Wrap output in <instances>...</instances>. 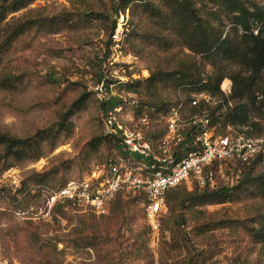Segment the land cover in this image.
Instances as JSON below:
<instances>
[{"label":"rangeland","instance_id":"1","mask_svg":"<svg viewBox=\"0 0 264 264\" xmlns=\"http://www.w3.org/2000/svg\"><path fill=\"white\" fill-rule=\"evenodd\" d=\"M241 1L264 7V0ZM118 4V0H38L8 19L26 14L54 16L66 11L82 21L77 30L55 35L30 32L0 64V77L11 75L21 83L16 89L0 90L3 132L28 138L43 130L59 129L63 116L74 112L56 148L49 142L38 162L0 172V264H264V242L254 237L264 223V197L196 209H175L171 203L166 204L158 232L151 229L145 217V202L133 194H119L108 212L100 216L64 205L48 207V191L56 190L62 183L84 180L115 151L112 144L97 150L90 145L94 137L101 135L106 113L101 107L105 103L92 91L103 70L127 78L128 82L118 89H126L128 95L145 104L154 103L159 96L170 101L178 93L171 87L149 91L144 81L151 70L190 67V61L185 59L190 55L186 49L162 52L148 43L147 38L156 27L137 11L134 16L133 11H128L125 21L127 27L131 20L134 22L129 29L134 37L117 47L110 37V25ZM198 6L203 7L202 3ZM84 13L92 15L91 21H84ZM200 69L203 78L214 73L206 63ZM136 81L144 87L137 91L127 88ZM231 88L229 80L221 85L226 96ZM82 97L86 101L83 107H73ZM219 104V98H214L211 106ZM250 118V123L259 121L264 126V120ZM213 124L219 129L220 124ZM241 128L246 127L236 129ZM221 170V185L236 186L243 179L242 169L235 164L223 165ZM260 173H264V161L255 171L256 175ZM35 174L45 176L46 182L39 183ZM38 187L44 193L33 198L34 188ZM196 187L193 183L177 190L192 192ZM27 195L33 198L30 206L20 208ZM116 202L124 203V208L116 207ZM173 223L185 224L178 230L179 235L172 234ZM204 225L216 228L204 232Z\"/></svg>","mask_w":264,"mask_h":264},{"label":"trees","instance_id":"2","mask_svg":"<svg viewBox=\"0 0 264 264\" xmlns=\"http://www.w3.org/2000/svg\"><path fill=\"white\" fill-rule=\"evenodd\" d=\"M37 1L0 0V64L15 44L30 32L55 35L63 31L77 30L80 27L79 23L82 20L66 11L54 16L26 14L8 21L10 16L27 10ZM118 1V7L114 12L115 19L110 25V37L121 15L133 11L134 16L137 11L156 27L147 38L149 44L162 52H171L180 47L190 53L185 56V59L190 61V67L172 71L159 68L151 70L150 77L144 81L149 91H156L160 87H171L178 92L176 96L170 101L159 96L154 103L143 105L166 113L184 103L189 113L207 111L213 123L215 121L216 124H220L219 129L216 128L218 134L226 135L228 128L237 127L249 128L253 136L264 134V126H261L259 121L250 123L253 119L250 117L264 120L263 6L256 2L241 0H207V3L195 0ZM199 3H202L203 7H199ZM82 16L85 18L84 21H91L89 18L92 15L84 13ZM133 23L131 20L128 27L127 24L124 26V43L131 42L134 37V32L130 35L129 30ZM203 63L214 69V73L206 78L202 77L200 69ZM225 80L232 83L231 93L228 96L221 90ZM20 84L18 78L14 76L0 77V90L16 89ZM142 87L144 86L140 81L127 86L128 89L133 88L135 91ZM200 95L209 96V103L201 101L198 107H193L194 97ZM214 98H219L221 104L211 106ZM85 102L82 97L73 107L81 109ZM116 104V101H111L101 104V107L107 111ZM223 107H226L225 113ZM73 113L70 111L63 116L59 129L43 130L28 138H17L0 129V172H5L19 164L38 162L44 157V146L49 142L54 143L53 147L56 148L61 140L62 131L66 130L65 124ZM120 143V140L106 136L104 125L101 124V135L94 137L90 145L97 150L102 145L112 144L115 147L114 154L120 148ZM111 155L107 156L103 163L107 162ZM263 161L264 155H260L250 164H236L243 172V179L236 186L221 185L215 190L197 186L192 192L174 190L167 194L165 205L171 203L175 206L171 208L175 209L180 206L196 209L203 206H221L244 198H263L264 173L255 174ZM34 177L39 183L47 180L45 176L38 174ZM68 183H62L55 189H62ZM34 191L36 194H32L33 198H40L44 193L42 187H38L37 190L34 188ZM134 197L146 201L142 195ZM33 198L29 195L23 196L19 207L28 208ZM115 206L122 209L125 204L116 202ZM184 225V223H173L172 234L179 235L178 230L180 231ZM201 228L204 232H208L216 226L204 225ZM254 237L259 242H264V223L261 229L254 232Z\"/></svg>","mask_w":264,"mask_h":264},{"label":"built area","instance_id":"3","mask_svg":"<svg viewBox=\"0 0 264 264\" xmlns=\"http://www.w3.org/2000/svg\"><path fill=\"white\" fill-rule=\"evenodd\" d=\"M127 18L128 11L120 16L111 36L117 47L123 41ZM127 82V78L103 70L101 80L92 88L101 103L117 102L102 121L105 135L120 140V148L84 180L48 191L49 208L64 205L100 216L120 193L142 195L145 217L158 232L169 192L193 183L215 190L221 186L218 178L223 165L250 164L264 155V134L253 136L247 127L228 128L226 135L218 134L207 111L191 114L184 103L166 113L158 112L128 95L126 89H118ZM194 98L193 107L210 101L207 95Z\"/></svg>","mask_w":264,"mask_h":264}]
</instances>
